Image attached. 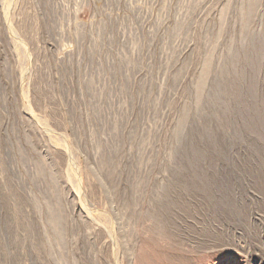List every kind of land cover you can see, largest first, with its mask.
Wrapping results in <instances>:
<instances>
[{
  "label": "rangeland",
  "instance_id": "obj_1",
  "mask_svg": "<svg viewBox=\"0 0 264 264\" xmlns=\"http://www.w3.org/2000/svg\"><path fill=\"white\" fill-rule=\"evenodd\" d=\"M0 264H264V0H0Z\"/></svg>",
  "mask_w": 264,
  "mask_h": 264
}]
</instances>
